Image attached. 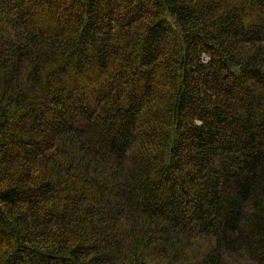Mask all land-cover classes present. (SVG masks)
<instances>
[{"label":"trees","instance_id":"obj_1","mask_svg":"<svg viewBox=\"0 0 264 264\" xmlns=\"http://www.w3.org/2000/svg\"><path fill=\"white\" fill-rule=\"evenodd\" d=\"M0 264H264V0H0Z\"/></svg>","mask_w":264,"mask_h":264}]
</instances>
